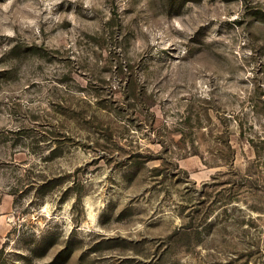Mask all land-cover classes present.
<instances>
[{
  "label": "rangeland",
  "instance_id": "1",
  "mask_svg": "<svg viewBox=\"0 0 264 264\" xmlns=\"http://www.w3.org/2000/svg\"><path fill=\"white\" fill-rule=\"evenodd\" d=\"M2 249L264 264V0H0Z\"/></svg>",
  "mask_w": 264,
  "mask_h": 264
},
{
  "label": "trees",
  "instance_id": "2",
  "mask_svg": "<svg viewBox=\"0 0 264 264\" xmlns=\"http://www.w3.org/2000/svg\"><path fill=\"white\" fill-rule=\"evenodd\" d=\"M188 1H192V0H166L167 5L170 7V10L175 12V13H179L183 10L184 5L188 2ZM47 236L43 235L40 237V239L37 241V248L35 247L33 251H38L37 253H43L45 251L48 250L49 246L51 245L49 242H47ZM50 244V245H49ZM38 249V250H37ZM4 250L2 249L0 251V264H6V261L4 259ZM41 255V254H39Z\"/></svg>",
  "mask_w": 264,
  "mask_h": 264
}]
</instances>
